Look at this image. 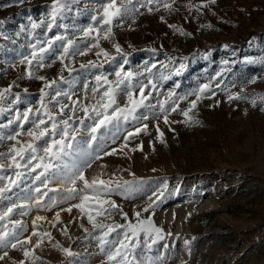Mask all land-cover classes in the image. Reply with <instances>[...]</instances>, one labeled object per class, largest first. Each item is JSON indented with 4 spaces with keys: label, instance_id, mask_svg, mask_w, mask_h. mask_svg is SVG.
I'll use <instances>...</instances> for the list:
<instances>
[{
    "label": "rangeland",
    "instance_id": "374dc122",
    "mask_svg": "<svg viewBox=\"0 0 264 264\" xmlns=\"http://www.w3.org/2000/svg\"><path fill=\"white\" fill-rule=\"evenodd\" d=\"M106 2L70 0L69 8L48 29L53 0H0V4L9 5L0 7V91L11 87L0 101V107L5 109L0 113V137H4L0 152L6 153L16 143L7 139L9 135L22 133L17 137L22 143L30 139L26 132L32 128L31 121L40 108L41 88L45 84L35 76L57 82L52 88H44L51 95L43 97L57 116L55 139H60L61 119H69L70 136L76 137L65 138L73 146L66 149L68 155L51 160L59 167H50L45 174L47 187L35 179L41 169L32 173L26 168L0 169V176L4 177L0 187L9 189L0 199V211L12 203L27 204L29 197L33 203L30 210L26 209L27 215H20L17 209L0 220V232L14 230L24 239L34 230L35 216H46L47 220L37 221L35 230L51 233L52 239L45 237L41 246L35 248V264H109L97 239L106 229H93L79 209L62 211L79 203L81 196L92 195L90 189L83 190L79 179L72 183L74 166L79 165L83 153H89L93 162L90 168L83 167L85 178L111 181L113 191L103 198L115 201L122 209H110V215L98 216L96 222L113 226L136 224L135 213L139 212V220L151 219L163 230V239L156 238L155 233L141 232L136 237L129 233L130 238L125 241L128 248L122 250L127 253L125 264H264V0H216L199 11L187 5L207 0H175L171 11L163 7L161 0L151 5L152 12L140 7L143 0H133L130 7L139 11L114 20L111 38L103 39L106 26L97 24L92 17L102 15ZM41 21L45 24L31 28L32 22ZM89 25L101 30L99 48L93 47L95 32L87 37L83 34ZM169 25L187 34L182 35ZM58 36L64 39L56 40ZM49 40L54 41L51 48ZM69 40L74 43L65 55L63 46ZM115 43L121 52L116 51ZM42 47L47 51L40 53ZM100 49L108 57L97 56ZM33 51L44 57V67L33 59L31 69L35 75L29 78V66L21 60L31 59ZM125 72L132 73L131 79H123ZM97 76L106 77L108 83L103 79L97 82ZM121 79L123 82H119ZM204 85L208 89L200 92ZM142 87L148 98L134 113L136 120L129 116L125 121L121 116L118 122L102 126L95 133L91 131L94 120L89 117L95 116L91 107L105 90L114 89L117 104L113 108H123L129 106V93L140 98ZM93 88L97 94H93ZM57 89L68 93L71 99L61 94L52 101ZM169 93L173 95L169 97ZM196 95L201 99L189 113L192 120L185 123L182 112L188 110ZM230 95L247 99L229 101ZM165 100L168 124L160 110V103ZM60 103L68 105L62 116ZM81 104L89 108L87 117ZM172 107L177 110L171 111ZM29 108V122L17 121V113L22 116ZM72 108L76 109L74 113ZM108 111L111 114L112 109ZM21 124L23 128L19 127ZM145 124L146 131L125 140L129 132ZM93 135L96 140L91 139ZM45 140L51 143L52 137L36 143L43 146ZM113 149L115 154L105 155ZM38 154L44 155L42 151ZM97 154L100 159H94ZM17 171L24 175L17 178ZM8 178L15 183L9 184ZM36 187L41 188V193L47 192L42 204L50 198L64 202L51 210L37 208L35 199L40 193ZM73 188L75 193L70 192ZM150 204L153 207L145 212ZM57 212L61 222L53 227ZM123 213H127V219ZM15 221H21L23 228ZM124 231L126 227L118 228L104 238L122 240ZM36 240L37 237L32 238L33 245ZM105 247L114 250L119 244ZM3 251L9 256L0 264L21 260L32 264V258H25L19 247L0 249V255Z\"/></svg>",
    "mask_w": 264,
    "mask_h": 264
},
{
    "label": "snow or ice",
    "instance_id": "6c2138e0",
    "mask_svg": "<svg viewBox=\"0 0 264 264\" xmlns=\"http://www.w3.org/2000/svg\"><path fill=\"white\" fill-rule=\"evenodd\" d=\"M13 2H19V0H13ZM161 0H143L142 3H140V7H147L149 12L153 11V8L151 5L154 3L159 4ZM70 0H53L52 4V10L48 14L50 16V21L46 24V27L48 29H51L54 25L57 23V19L59 17H62L63 12L65 9L69 8ZM175 3V0H163V7L169 11L172 10L173 4ZM216 0H207V3H202L199 5H193L189 3L187 7L189 9L195 8L197 11H199L201 8H207L209 5L215 4ZM133 5V0H107L106 3L102 5V15L99 16H93L92 20L95 21L97 24L106 26L103 31V39H110L112 36V28L111 25L113 24V21L117 18H123L128 15H135L136 12L139 11V9L133 7H130ZM9 5L7 4H0V7H7ZM161 20H163V17H161ZM133 22H135L133 20ZM45 22L41 21L39 24L32 22L31 28L37 29L44 25ZM169 27L176 29L175 25H169ZM210 27V26H209ZM179 31L182 35H186L187 33H184L182 29H176ZM93 32L96 33V43L93 45V47L99 48V39H100V28H94L92 25H89L87 28L83 29L84 36H90ZM56 40H62L63 37H56ZM54 43L53 40L48 41V47L51 48L52 44ZM73 41L69 40L67 42V45L63 46L64 54L67 55L69 53V48L73 45ZM117 52H121V47L118 43H115L113 45ZM35 48V45L33 46ZM91 50V49H89ZM47 51L45 48H40L39 52L43 53ZM73 55L75 52L72 53ZM85 52H80V55H85ZM97 56L103 55L105 57H108V53L104 51L103 49H100L96 53ZM33 59H36L38 62L39 67H44V64L42 63L44 57L38 56L36 51L32 52V58L25 57L23 60H21V63H27L29 66L27 75L29 78L34 77V72L31 69ZM61 62H63V57H61ZM89 64H92L95 66V64L92 61H89ZM81 67H84V65H81ZM183 67V65H181ZM118 77L121 76V73H116ZM132 73L125 72L123 75V79H131ZM36 79H39L41 81H45L44 88H52L53 85H55L57 82L55 80L47 81L44 76H35ZM63 79V77H61ZM104 80L105 83H108L106 77L97 76L96 80L97 82ZM123 79H121L119 82H123ZM255 83V81H252ZM151 83V81H150ZM153 88H155V85H152ZM146 87V86H145ZM44 88H41V101H40V108L37 109V115L34 120L31 121L32 128L27 130L26 134L30 138L26 142H21L17 139L18 136H20L22 133L17 132L15 135H9L7 137L8 140L16 141L15 144H12L9 146L8 151L0 152V160L3 161H11L10 164H5L3 162H0V169H4L5 167H14L16 169L26 168L29 170L30 173L36 172L37 169H41V171L35 176V179L40 181V183L47 187V176L46 173L49 172L50 167H59V165H53L51 164L52 159L60 160L64 155H68V152L66 149H71L73 146L71 143H67L65 138L70 137L71 140H75L76 137L74 134L70 136L69 129V119H61L59 123L63 124V128L59 129V136L60 139H55V137L58 134V123H57V116L53 114L52 110L48 107L47 104H45L43 97L51 95L48 92L44 91ZM85 88H87V85H85ZM206 89H208V85H204L201 87L200 92H204ZM11 91V87L5 88L2 91H0V101H3L5 98V94L9 93ZM25 92H27V89H25ZM93 94H97L98 90L96 88L92 89ZM63 94L64 96L68 97V99H71V97L68 95V93H61L58 89L55 90V95L52 96V101L56 99L57 96H60ZM173 93H169V97H171ZM148 97L144 95V88L142 87L140 89V98L136 99L132 95V93L128 94V105L123 108L119 107L118 105L113 108V105L117 104L116 96H115V90L112 88H109L103 92L102 95H100V99L97 101L95 105L91 107V111L95 113V116L89 117L94 120V124L91 126V131L95 133L98 129H100L102 126H107L108 124H112L113 121H119L121 116H123V119L125 121L128 120V117L131 116L133 120H136L137 117L134 115L136 110L142 106H144V101ZM20 99L19 95L17 94L16 100L18 101ZM182 99V98H181ZM201 99L200 95H196V99L192 100L190 102V107L188 110H185L182 112L183 116L186 118L185 123L192 120V117L189 116V113L196 108L197 102ZM229 101L233 99L241 100V99H247V97H242L239 95L232 96L230 95L228 97ZM52 101H49L51 103ZM168 101L165 100L160 103V110L162 113H164L163 119L164 123L168 124V113L165 109L164 105ZM57 103H59L57 101ZM78 101H73V104H77ZM60 115L62 116L64 114L65 108L68 107V105L60 103ZM80 108L84 112L85 116L87 117L89 115V108L83 104L80 105ZM100 109H103V111H100ZM109 109H112L111 114H109ZM73 113L75 112V108L71 109ZM177 110L176 107H172L171 111L175 112ZM5 109L3 107H0V113L4 112ZM32 112V109L29 108L26 110L23 115L21 116L20 113H17L16 120L20 121L22 120L24 123L29 122V114ZM119 114V115H118ZM44 117H47V120L44 119ZM99 118V119H97ZM144 119H147L145 116ZM49 122L50 126H49ZM9 123H12V121H9ZM81 123H83V120H81ZM198 123V122H197ZM19 127L23 128V124L19 125ZM147 125L145 124L143 128H136L135 132H129L128 136L125 137V140L127 141L129 137L134 136L138 134L141 131H146ZM74 131V130H73ZM157 131H159V127L157 126ZM161 137L163 136V133H160ZM45 137H52L51 143H48L46 140L44 142V145H38L36 141L44 140ZM4 137H0V140H3ZM92 140H96V136L91 137ZM43 152L44 155L40 156L38 153ZM116 150L113 149L112 152H105V155H113L115 154ZM48 160L46 163L45 160ZM94 159H100V156L97 154L95 155ZM23 161V163H21ZM33 161H36L35 164H33ZM93 162V157L89 153H83L82 159L79 161L78 166H74V176L75 178L72 180V183H76V179H79L83 182L84 189L83 190H91L92 195L89 196L87 194L80 197V202L73 204L69 206L66 209H62V211H67L68 213H71L73 208L79 209L80 213L86 215L87 221L89 224L92 225L93 229H106V231H103L102 236L97 237L99 241V247L100 252L104 253L107 257V261L109 264H125L127 261V253L122 251L123 249L128 248V244L125 243L126 240H129V233H131L132 237L138 236L139 233L143 232L145 234H151L155 233L156 238L163 239L164 237L161 235L163 230L161 228H158L154 225L153 221L151 219L148 220H139L140 213L136 212L135 215L138 218V223L132 224L128 223L125 225H105L103 223H97L96 217L98 216H105L106 214L110 215V209L119 210L122 212V209H119V206L116 204L115 201L110 199L103 198L104 196L109 195L113 189L111 188V181H106L103 179H100L99 177H93L91 181L85 178L83 167H91ZM24 174L20 171L16 172L17 178L23 176ZM43 177V179H41ZM4 179L3 176H0V180ZM9 184H14L15 181H13L11 178H8ZM125 185L128 184L127 181L124 182ZM120 185H117V188H120ZM9 189L7 187H0V199L3 198V193L8 191ZM82 190V191H83ZM35 191L37 193H40L38 197L35 199V206L37 208H45L46 210H51L53 207H55L59 203H63L64 201H56L54 199L49 200L48 203L42 204L41 201L43 197L47 196V192L41 193V188L36 187ZM71 193H75L76 189L73 188L70 190ZM71 198V197H70ZM151 199V198H150ZM107 205V207H105ZM33 206L32 198H28L27 204H16L12 203L10 206H8L5 210L0 211V220H3L6 216H10L15 210L19 209L20 215H27V210H30ZM153 205L150 204L147 208L144 209L145 212L149 210V208H152ZM124 219H127V213H123ZM48 218L46 216L42 215H36L35 218L32 221L33 224V232L30 236L25 237L24 239L20 238V234H17L14 230L13 231H3L0 232V249H7L9 246L13 249H16L19 247L22 252L23 256L25 258H32V264H35V260L37 257H35V248H39L41 244L44 242L45 237H47L49 240L52 239L51 233L45 231L44 233H40L36 231L37 227V221H45ZM60 213L57 212L55 214L54 222H52V226L55 227L56 224L60 223ZM15 225L23 228V224L21 221H15ZM83 227V225H81ZM126 231H124V239L119 241H109L106 240L104 237H108L111 235V233L115 232L118 228H125ZM65 234H66V230ZM84 231L86 233H89L91 235V232L89 229L85 228ZM37 237V240L35 244L32 243V238ZM156 239H153L152 243H155ZM119 244V247H116L114 250L112 248H106L105 245L109 244ZM58 246V245H57ZM65 253L68 255H72V253L68 249H63ZM9 256L7 251H3V254L0 255V261H4L5 258ZM119 258V259H118ZM13 264H25L24 260L21 261H14Z\"/></svg>",
    "mask_w": 264,
    "mask_h": 264
}]
</instances>
